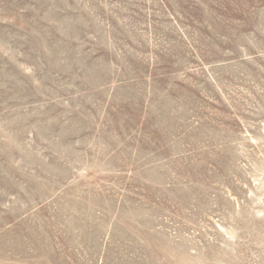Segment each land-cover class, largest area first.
Segmentation results:
<instances>
[{"label":"rangeland","instance_id":"rangeland-1","mask_svg":"<svg viewBox=\"0 0 264 264\" xmlns=\"http://www.w3.org/2000/svg\"><path fill=\"white\" fill-rule=\"evenodd\" d=\"M0 264H264V0H0Z\"/></svg>","mask_w":264,"mask_h":264}]
</instances>
